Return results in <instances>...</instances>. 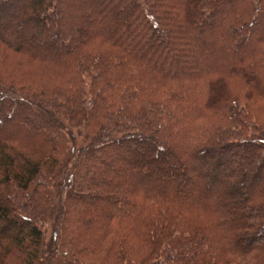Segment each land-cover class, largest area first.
<instances>
[{"label": "trees", "instance_id": "trees-1", "mask_svg": "<svg viewBox=\"0 0 264 264\" xmlns=\"http://www.w3.org/2000/svg\"><path fill=\"white\" fill-rule=\"evenodd\" d=\"M0 264H264V0H0Z\"/></svg>", "mask_w": 264, "mask_h": 264}]
</instances>
